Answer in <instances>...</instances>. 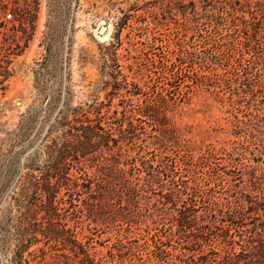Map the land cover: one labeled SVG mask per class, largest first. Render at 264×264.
Here are the masks:
<instances>
[{
    "label": "rangeland",
    "instance_id": "1",
    "mask_svg": "<svg viewBox=\"0 0 264 264\" xmlns=\"http://www.w3.org/2000/svg\"><path fill=\"white\" fill-rule=\"evenodd\" d=\"M257 1L0 0V264H17L20 179L77 109L119 141L73 170L90 192L60 194L63 224L91 257L225 264L232 219L251 223L264 200ZM36 237L25 264H88Z\"/></svg>",
    "mask_w": 264,
    "mask_h": 264
},
{
    "label": "trees",
    "instance_id": "2",
    "mask_svg": "<svg viewBox=\"0 0 264 264\" xmlns=\"http://www.w3.org/2000/svg\"><path fill=\"white\" fill-rule=\"evenodd\" d=\"M256 4L264 7V0ZM115 67L118 68L117 63ZM109 75L114 76L115 71ZM102 118L93 120L86 117L83 109H77L73 120L60 119L62 130L46 145L44 163L32 168L31 173L22 175L17 197H14L19 227L15 250L17 264L27 262L25 253L31 244L37 242L38 233L50 240L61 241L72 250L78 249L88 264H100L78 241L76 233L63 224L65 217L60 206L64 200L60 194L65 189L68 197L73 199L75 191L72 194V190L78 187L87 188L90 192L92 182L86 177H75L73 170L82 172L79 167L82 159L93 156L97 151L118 148L119 141L103 126ZM79 180L83 182L80 184ZM252 203L250 210L253 212L255 209L256 212L255 217L250 218L251 223L247 224L242 218L244 216L240 217L241 213L232 219V224L238 226L239 240L229 241L231 251L225 252V264H264V200ZM39 216H43L44 221L40 222ZM249 225L252 228H247ZM235 246H239L241 251L233 252Z\"/></svg>",
    "mask_w": 264,
    "mask_h": 264
}]
</instances>
